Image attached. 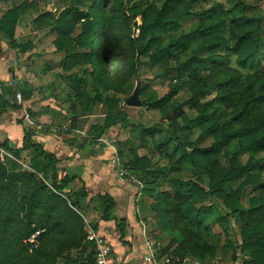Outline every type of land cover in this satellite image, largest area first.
Wrapping results in <instances>:
<instances>
[{
	"label": "rangeland",
	"instance_id": "374dc122",
	"mask_svg": "<svg viewBox=\"0 0 264 264\" xmlns=\"http://www.w3.org/2000/svg\"><path fill=\"white\" fill-rule=\"evenodd\" d=\"M70 8L77 14L70 16ZM157 16L168 26L156 32V42L148 46L150 38L140 39V29ZM243 18L256 21L252 28L257 26L260 39L259 53L246 66L241 65L246 48L233 52ZM90 29L93 51L107 47L111 58L105 68L95 59L68 70L77 53L75 39ZM190 33L202 35L190 53L170 51L162 63H149L154 52ZM189 60L194 74L178 78L177 65ZM0 64L9 71L4 85L0 83L4 117L18 125L24 122L22 131H32L28 120L36 112L26 108L22 115L28 119H18L14 112L36 93L37 102L51 99L64 112L47 116L56 134L70 135V142L79 147L111 145L119 176L137 189L141 216H146L156 240L172 246L170 252L189 236L185 248L193 246L192 254L203 264H230L238 256L248 260L240 253L245 244L240 218L225 216L221 204L224 193H237L241 211L247 212L264 198V146L239 154L253 140L264 139V0H0ZM19 68L23 71L18 75ZM3 87L12 92L5 93ZM170 92L175 94L173 107L182 104V111L165 121L157 105ZM109 117L114 123L95 139L97 127ZM195 119L198 126L189 128V120ZM170 127L176 136L184 131L180 141L187 135L195 150L211 149V154L188 148L194 165L175 164L176 143L158 133ZM146 130L158 132L154 137ZM163 143L167 146L159 148ZM17 148L0 135V264H83L87 237L96 232L95 204L81 212L70 208L68 191H54L49 179L31 169L30 153L13 154ZM247 165L248 171L223 181V173ZM163 166L170 170L169 180L195 182L207 192L206 200L196 205L210 210L201 214L205 239L191 235L168 182L150 197L144 195L145 172ZM157 203L163 206V217L154 207ZM32 230L42 233L38 249L30 252L23 241Z\"/></svg>",
	"mask_w": 264,
	"mask_h": 264
},
{
	"label": "trees",
	"instance_id": "16d2710c",
	"mask_svg": "<svg viewBox=\"0 0 264 264\" xmlns=\"http://www.w3.org/2000/svg\"><path fill=\"white\" fill-rule=\"evenodd\" d=\"M77 9L70 8L68 9L67 13L70 16L77 14ZM63 16H66L64 14ZM238 25L243 29V32L238 35L235 39V45L233 47V52L238 53L242 48L245 49L246 55L242 58L241 65L246 66L248 62L251 63L252 59L255 55L259 53L260 45H259V38L257 35V26L256 28H252L253 25H256V21L253 18H243L238 21ZM168 24L157 16L151 22H148L140 29V39H145L147 36L150 38L148 39V46L151 43L156 42V32H160L162 30L167 29ZM92 29L87 30L86 33L78 35L75 39L76 44V54H73L71 61H73L69 66L68 70L79 66L81 64H87V62L91 63L95 59H98L101 63L103 68L106 67L109 59L111 58V51L108 50L107 47H100L98 51H93L94 48L92 46L93 43V36H92ZM10 37H12V33H10ZM202 39V35L198 33H190L188 35L180 36L177 38L173 43L169 44L165 48H161L159 51L154 52L152 55L149 56V63L154 66L162 63L164 59L168 56L170 51L179 52V51H186L190 53V51L195 48L196 46L200 45V40ZM97 48V47H96ZM84 49L88 51H84ZM208 49V47H207ZM144 50L139 52V55H142ZM191 60H189L186 64L177 65L176 73L177 77L181 78L185 73L194 74V69L190 65ZM76 90H74L75 92ZM174 92H170L166 97L161 100H158V107L160 113L162 115L163 120L165 121H172L173 118H177L181 115L182 111V104L181 106L173 107V102L171 101L172 97L174 96ZM1 99V97H0ZM189 103V102H185ZM4 105L2 99L0 100V115L4 113ZM111 112H115L114 109H111ZM113 117L107 118L106 122L104 123L103 127H97L95 139L100 138V135L109 128L114 122L112 121ZM195 120H189L188 124L191 128L194 123L198 126V123ZM152 136L155 133L153 130H146ZM184 132V131H183ZM183 132L181 133L183 135ZM163 137H168V141H174L176 146L173 148V157L176 156L177 160L175 164L180 163V161H186L193 163L194 160L191 158V153L187 152L186 149L192 148L195 152H198L201 155H208L211 154V149H203V150H195V147L192 144H188V136L185 135L182 137L180 141V136H176L177 131H173L168 128L165 132L161 133L158 132ZM33 132L30 129H25L23 131V140L21 147L19 149H14L12 152L14 155L19 156L23 153H30L31 159L29 161L31 169L35 172L39 173L44 179L51 181V187L54 191L59 193H64V191H68L65 195L67 197L68 205L70 208L77 212H81L88 208L89 204H95V208L97 213L101 216V219L104 221L110 220L111 216L110 213L114 208L113 200L105 195V196H98L95 199H90L87 201V193L83 188H79L78 190H71L70 184L73 182V178L58 177V169L56 168L57 159L43 151L41 146L38 144L33 143L32 141ZM155 137V136H154ZM153 137V138H154ZM165 143L161 144L159 148L166 147ZM264 146V139H257L253 140L250 146L240 153H247L248 151ZM225 151L223 154H226ZM214 154V153H213ZM238 155V154H237ZM15 167V164H12V168ZM247 168H243L240 171H233L228 173H223L222 178L223 181H228L236 177L237 175H241V173L248 171L249 165L246 166ZM169 168L167 166L163 167H154L151 171L145 172V178L143 181L145 182L144 185V195L146 197H150L153 195L157 189L161 186V184L165 181L168 182V185L171 188H174L173 196L180 200L179 202V212L183 219H185L186 225L192 231L196 237H200L201 239H205L206 229L202 223L201 214L204 211L210 213V210H205L202 206L196 208L197 204L202 203L208 197L207 192L203 190L199 186L198 183L195 182H183L176 179L169 180ZM215 175H219L216 173ZM25 176V175H24ZM29 177L30 176H26ZM150 178V179H148ZM197 181H201L200 178L197 177ZM217 181V180H216ZM224 192V191H223ZM263 196V194H262ZM223 201H222V208L225 210V216L230 217L232 214H236L242 223L241 230L243 232V246L240 247V253H243L248 256V260L244 262V264H264V198L261 200L256 206L250 208L247 212L241 211L239 205V199L237 193L227 194L224 193ZM158 212V215L163 217L164 211L163 206L161 204H155L154 206ZM69 209V208H68ZM252 222H248L249 218H254ZM222 218V217H221ZM220 218V219H221ZM225 219H223L224 221ZM249 230H252L251 234L248 233ZM35 230H32L29 235H31ZM190 237L184 238L181 242L176 244L177 246L175 249L170 252L168 255L176 256L180 259H183L185 254L193 255V246L191 248H185V243H188ZM176 242V241H175ZM172 243H174L172 241ZM196 244V242H195ZM88 245V252L86 256L83 258V264H93V246L90 243ZM194 245V244H193ZM180 247V248H179ZM179 248V249H178ZM179 250V251H177ZM196 256V254H194ZM198 256V255H197ZM234 258V257H233ZM201 259V258H200ZM199 259V260H200ZM210 263V262H209Z\"/></svg>",
	"mask_w": 264,
	"mask_h": 264
},
{
	"label": "crops",
	"instance_id": "0c3cea01",
	"mask_svg": "<svg viewBox=\"0 0 264 264\" xmlns=\"http://www.w3.org/2000/svg\"><path fill=\"white\" fill-rule=\"evenodd\" d=\"M18 70V75L22 74L23 70L21 68ZM8 74V69L4 70L0 64V83L3 85L8 79ZM2 90L5 93L12 92L8 87H3ZM32 97L31 100H23L24 107L17 109L14 113L18 119L20 117L22 119L27 117L28 119V115H22V113L29 111L26 108L36 112L33 119L28 120L33 129L32 141L41 146L43 151L57 159L58 177L73 178V182L70 184L71 189L83 188L87 193V201L107 195L114 202L110 220L104 221L99 215L95 220V226L96 232L107 237L115 264H153L145 262L144 257L152 251L151 249H155L156 245L159 246L158 250L153 252L156 259L159 260L167 256L169 250L173 248L168 242L164 245L162 244L163 241L153 237L155 233L152 232L154 230L145 222L144 217L146 216H141V203L135 200V195L138 196L135 185L128 178H121L114 166L115 149L104 142L87 143L83 146L79 144V147L70 142V135L56 134V125L48 118V115L53 111H60L64 114L61 106L51 103V99H41L40 102H37L39 99L35 98L36 93ZM44 107L49 109H42ZM4 114L1 116L0 135L4 136L14 146L21 147L24 122L18 125V123L6 119ZM66 125L65 123L60 127L63 128ZM90 205L83 211L90 209ZM184 256L181 259L182 264H203L201 262L203 260L197 254L196 256L194 254H185ZM240 259L239 256L238 258L235 257L230 264H244ZM205 264H211V262Z\"/></svg>",
	"mask_w": 264,
	"mask_h": 264
},
{
	"label": "built area",
	"instance_id": "2783aa9c",
	"mask_svg": "<svg viewBox=\"0 0 264 264\" xmlns=\"http://www.w3.org/2000/svg\"><path fill=\"white\" fill-rule=\"evenodd\" d=\"M41 231L36 230L34 231L29 238L23 241L24 248L28 251H35L39 247L40 242V235ZM87 242L93 246V264H115L114 260L112 259V249L110 246L109 241L105 235H102L98 232H90L87 237ZM158 245H156L155 249H151L152 251L149 252L147 256L144 257V261L147 263L153 264H182L183 261L176 257L167 255L163 258L157 260L155 257L154 251L158 250ZM211 264H218L217 261L211 262Z\"/></svg>",
	"mask_w": 264,
	"mask_h": 264
}]
</instances>
